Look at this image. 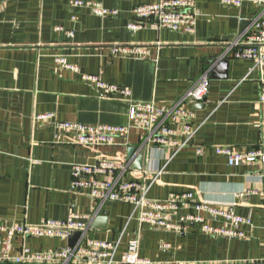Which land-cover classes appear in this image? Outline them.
Listing matches in <instances>:
<instances>
[{"label":"crops","instance_id":"1","mask_svg":"<svg viewBox=\"0 0 264 264\" xmlns=\"http://www.w3.org/2000/svg\"><path fill=\"white\" fill-rule=\"evenodd\" d=\"M72 1L0 2V225H35L76 214L88 229L85 236L74 231L66 239L15 235L7 257L90 239L115 243L114 261L119 262L135 240L139 256L155 264H264V168L229 166L227 157L215 152L218 147L249 151L261 141L259 73L250 60L222 55L262 8L248 2L226 7L220 0H192L196 25L193 33H186L151 28L148 20L141 21L142 28H128L140 21L132 12L135 7L158 0H83L116 12L107 17L73 8ZM116 46L146 47L148 55H114ZM206 70L205 100L187 105L198 130L178 152L144 147L133 129L110 145L92 147L77 145L72 134L55 128L58 122L127 126L129 101L172 104ZM84 75L130 95L104 97ZM47 113L54 114L50 122H34L36 115ZM198 147L203 154L196 153ZM101 160L125 164L124 180L144 186L149 200L192 193L203 204L232 208L249 223L233 226L242 237L203 232V224L225 226L223 219L210 217L185 233L153 229L138 221L130 204L108 201L99 206L88 192L71 190V166ZM247 191L253 193L238 196ZM187 214L196 211L184 207L175 219ZM4 239L0 232L1 253ZM0 264L16 263L0 259Z\"/></svg>","mask_w":264,"mask_h":264},{"label":"built area","instance_id":"2","mask_svg":"<svg viewBox=\"0 0 264 264\" xmlns=\"http://www.w3.org/2000/svg\"><path fill=\"white\" fill-rule=\"evenodd\" d=\"M0 2H2L0 0ZM244 2L261 7L259 16L251 22L244 32L237 35L227 45L222 57L230 55L235 59L250 60L253 69L259 73L258 106L261 116V141L258 147L249 151H233L227 147H218L216 154L227 157L229 166L259 164L264 168V0H220L226 7H240ZM73 8H86L92 15L107 17L116 12L104 8L101 4L83 0L70 2ZM133 14L138 23H131L128 28L136 30L142 28V20L150 21L154 29L193 33L196 25V10L192 0H158L149 4L137 6ZM76 21L77 17L72 16ZM114 55H126L143 58L148 55L146 47L116 46L112 48ZM61 63H65L60 60ZM65 65V64H64ZM71 68L66 66V68ZM209 74L206 70L192 86L175 102L169 105H157L154 102H128L127 126L87 125L77 122H58L55 128L60 133L72 134L77 145L99 147L110 145L118 137H125L130 129L140 134L143 146L170 149L174 153L189 145L191 137L198 127L193 123L194 115L187 105L198 104L205 100L209 89ZM83 80L92 83L104 97L119 94L123 99L130 95L129 91L102 82L97 76L84 75ZM54 118V114H40L34 117V122L46 124ZM196 153H204L203 147L196 148ZM125 164L115 161L101 160L92 165L71 166L70 188L72 191H86L89 196L102 206L105 202H121L132 205L138 212V221L149 225L153 229L174 233H185L194 223H203L206 217L223 219L225 226L221 228L203 224V232L211 236L242 237L233 226L249 223V220L234 214L232 208H220L203 204L196 200L192 193L170 194L163 201L149 200L145 197V187L124 180ZM102 176V179H97ZM252 191L239 192L238 196H248ZM264 198V187L260 192ZM193 207L196 214L182 215L175 219L182 208ZM176 220V221H174ZM228 225L231 226L228 227ZM87 226L82 217L70 214L65 220H42L35 225H0V232L5 234L4 248L1 253L3 261L16 264H155L138 254L137 241L131 240L119 262L114 261L116 244L103 240L86 239L82 244L50 249L45 253H30L24 250L20 258L9 259L7 254L11 240L15 235L23 237H59L66 239L74 231L84 236ZM164 248H169L165 244Z\"/></svg>","mask_w":264,"mask_h":264},{"label":"water","instance_id":"3","mask_svg":"<svg viewBox=\"0 0 264 264\" xmlns=\"http://www.w3.org/2000/svg\"><path fill=\"white\" fill-rule=\"evenodd\" d=\"M1 1H3V0H1ZM223 64L221 63V66H222ZM225 65V64H224ZM145 156V151H143L142 153H141V155H140V157H139V160H138V163L139 162H141V161H143V157ZM140 165V164H139ZM75 232H73V234H74ZM71 236V235H70ZM76 236V235H75ZM71 238H72V236H71ZM0 253H1V245H0Z\"/></svg>","mask_w":264,"mask_h":264}]
</instances>
